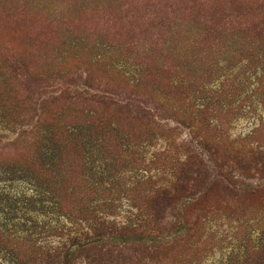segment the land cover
<instances>
[{
    "label": "rangeland",
    "instance_id": "obj_1",
    "mask_svg": "<svg viewBox=\"0 0 264 264\" xmlns=\"http://www.w3.org/2000/svg\"><path fill=\"white\" fill-rule=\"evenodd\" d=\"M30 152L43 189L0 172L24 229L134 230L28 264H264V0H0V168Z\"/></svg>",
    "mask_w": 264,
    "mask_h": 264
},
{
    "label": "trees",
    "instance_id": "obj_2",
    "mask_svg": "<svg viewBox=\"0 0 264 264\" xmlns=\"http://www.w3.org/2000/svg\"><path fill=\"white\" fill-rule=\"evenodd\" d=\"M23 11L24 10L22 8V12ZM22 12L19 14H22ZM218 12H222V15L220 17L219 16L216 17ZM224 12H225L224 9L217 7V9L215 8V12H213L214 15L208 16L210 18L209 22L211 24L208 27V32H215L219 30L218 25H220L221 22L220 23L217 22L216 19L218 21H221L224 17L230 16V14H225ZM14 15L16 14H13V16ZM22 21L24 20H21V22H19V19L16 20L17 24L20 25ZM31 36L32 34L26 35V37L28 38ZM166 55H167L166 56L167 59H170L172 57V52H170L168 48ZM166 57L164 58L166 59ZM146 66L148 65L146 64ZM158 70L165 74L168 73L167 70L156 69V71ZM156 75H158V72L155 74V76ZM155 82H160V81H155ZM96 120L98 124L103 122V119L101 118H97ZM56 127L57 126L54 125V128ZM50 131L53 130L50 129L49 132ZM33 132H34L33 130H30V132H28L27 130L21 131L13 141V144L22 142L21 138L25 133L32 134ZM50 133L55 136L53 132ZM69 137L71 138L72 135L69 134ZM57 142H58L59 153L55 152L54 156L59 158L61 157V153L64 152V149L62 145H59L61 140L57 139ZM39 159H41V156H38L37 158L36 156H34V152H30L27 158H23V159L21 157H19V159L14 158L13 162L7 163L4 168H0V172L1 171L9 172L10 169L15 168L18 172L19 171L23 172L29 176L33 171L32 172L33 181L38 183L37 185L40 189H43L40 186L41 182H39L40 177L43 173L42 172L43 166L42 165L39 166V162H38ZM63 161L66 160L63 158ZM178 161L179 160H177V162ZM11 199L12 198L10 196H0V264H28L23 256V251L26 248H33L34 250L45 252L49 256H55L64 259L73 255L75 252H79L82 250L85 251L90 249L91 247L100 248V251L102 253V251H104L106 246L114 245V242L117 241V239L124 234V231L128 232V230H134V226L110 224L108 221H106V219H101L100 217H98L97 218L98 221L96 222L97 224L95 226H100V227L95 228L94 226L91 228V230L88 229V231L86 232L78 231L74 237H68L69 242H67L66 240L65 242H61L58 246H56L52 244L51 241H48L46 238H42V234L44 233V231H39V229L35 228V226L27 227L24 229V226L27 224L26 219L24 218L12 219L10 217L9 213H11V207L7 204V200H11ZM62 207L65 208L63 206V203H62Z\"/></svg>",
    "mask_w": 264,
    "mask_h": 264
}]
</instances>
